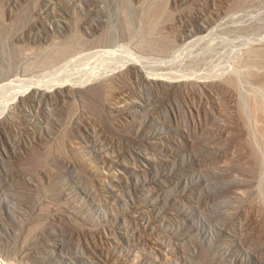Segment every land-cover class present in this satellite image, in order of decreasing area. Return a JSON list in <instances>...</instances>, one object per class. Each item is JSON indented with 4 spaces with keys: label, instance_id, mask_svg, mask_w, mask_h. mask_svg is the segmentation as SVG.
Here are the masks:
<instances>
[{
    "label": "rangeland",
    "instance_id": "obj_1",
    "mask_svg": "<svg viewBox=\"0 0 264 264\" xmlns=\"http://www.w3.org/2000/svg\"><path fill=\"white\" fill-rule=\"evenodd\" d=\"M134 11L177 56L142 47ZM0 17L10 79L106 33L123 65L68 96L44 85L105 57L19 72L25 102L10 89L0 120V264H264V113L249 99L264 97V0H0Z\"/></svg>",
    "mask_w": 264,
    "mask_h": 264
},
{
    "label": "bare ground",
    "instance_id": "obj_2",
    "mask_svg": "<svg viewBox=\"0 0 264 264\" xmlns=\"http://www.w3.org/2000/svg\"><path fill=\"white\" fill-rule=\"evenodd\" d=\"M128 4V3H127ZM129 5V4H128ZM163 7L162 6H157V7H155V9H154V12L153 13H151L153 16H154V21H157L156 19L158 18V16L160 15V14H162L163 13V9H162ZM128 8L126 7V10H127ZM130 9H132L131 7H130ZM130 9H128V11L130 10ZM150 9V8H149ZM132 10H130L129 12H127L128 13V15H130L132 12H131ZM131 12V13H130ZM135 12V11H134ZM133 12V13H134ZM143 13L144 12H141L140 14L138 13H136L135 12V15H133V16H138L137 18H138V21L140 22V24H138V25H140V27L143 25L144 26V31H141V32H139V30L137 29V30H135L134 32H137V33H139L138 35H144V36H146L147 37V39L145 40V42H143L142 43V47H145V48H147L148 50H151V51H153V52H159L160 54H164V55H172V56H177V51H178V46H176L174 43H172L171 41H168L167 39H162V38H155V37H149L148 38V35H146V34H148L151 30L152 31H154V29L157 27V25H152L151 24V22L149 23V24H144L143 22H144V17L143 16H145V15H143ZM145 14V13H144ZM131 16V15H130ZM132 16V17H133ZM128 17L129 16H127V14H126V16H125V18L123 19V22H122V27L123 28H125V29H127L128 31H130V30H132L131 28H130V25L132 24H130L129 23V20H128ZM1 18V17H0ZM20 20H22L21 18H19ZM131 19V18H130ZM133 19V18H132ZM131 19V20H132ZM2 19H0V27H1V25H3L2 24V21H1ZM19 20V21H20ZM130 20V21H131ZM137 20V19H136ZM135 20H133V22H134ZM132 22V21H131ZM121 23V22H120ZM39 25V24H38ZM146 25V26H145ZM4 27V26H3ZM3 27H2V29H3ZM44 27V26H43ZM5 28V27H4ZM35 28V27H34ZM45 28V27H44ZM48 28V27H47ZM46 28V29H47ZM132 28H134V25H133V27ZM113 29V28H112ZM130 29V30H129ZM1 30V29H0ZM8 30V29H7ZM32 30H34V29H32ZM150 30V31H149ZM42 31V30H41ZM118 31V30H117ZM133 31V30H132ZM132 31H130L131 33H132V35L133 34H135V33H133ZM151 31V32H152ZM1 33H0V35L2 34V32H3V30L2 31H0ZM6 32V31H5ZM4 32V33H5ZM46 32H47V30H46ZM4 33L2 34V36L4 37ZM40 33H42V32H40ZM110 34V33H109ZM109 34H105V35H103V37L100 39L101 40V42H102V44H97V45H93V46H86V45H83V43L82 42H80V40H74V39H70V40H68V41H64V42H62V43H58V44H54V46H52V47H49L50 49H48L47 48V51H42V52H40L41 54H40V56H38L39 55V53H36V54H38V55H36V57H33L32 56V58H36L29 66H27V68H29V69H23L22 71L24 72V71H32L33 69H34V67L35 66H38V67H44L43 69H42V71H44L45 70V68H51L52 67V69L54 70V66L55 65H57L58 66V64L59 63H64V67L65 66H67L69 63L70 64H73V62L74 63H76V62H78L79 60L81 61V60H83V58H85V56H89L90 57V55H98V56H103V57H105L106 58V60L104 61L103 59L101 60V61H104L103 63L101 62L100 64L102 65V67L98 70L97 68L98 67H96V69H97V71H96V69H94L93 67H92V70H90L89 68L88 69H86L85 70V73L83 74L82 72V76H80V77H78V76H76V78L73 76L72 78H69V79H66V78H58L60 81H57L58 79H53L52 80V82H48V81H51L50 79L47 81V84L46 85H44V86H46V87H57V88H60V89H63V92L64 93H66V95L68 96L69 95V91L70 90H72V89H74L75 87H80V88H82V87H87V85H89V84H91V83H93V82H95V81H97V80H100V79H102V78H105V77H107V76H109L110 75V72H112L115 68H117V67H121V66H123V65H120V63H117L118 62V58L116 57V51L117 50H119V49H115V48H113V49H106V48H101V45L102 46H105V47H107V46H110V45H112V46H114V44H115V40H113L112 41V39H113V37L112 36H109ZM5 35H8L7 34V32H6V34ZM108 35V36H107ZM5 37H7L8 38V36H5ZM4 37V38H5ZM204 37V36H203ZM203 37L201 38V37H199V38H197V39H201V40H203ZM4 38H3V42H2V40H0V60L3 58V56H4V54H6V56H4L5 58H8L9 59V57H7V55L9 56L10 55V53L8 54L7 52H5L6 51V48L8 49V47L6 46V44L8 45V43H4V41L6 42V40H7V38H6V40H4ZM206 38V37H205ZM1 39V38H0ZM140 40V39H139ZM200 40V41H201ZM5 44V45H4ZM6 46V47H5ZM101 48V49H100ZM45 50V49H44ZM8 52H9V50H7ZM181 53H183L182 51L180 52V54ZM13 54V57H14V52L12 53ZM21 54V53H20ZM178 55V57L180 56V58L182 57L181 55ZM205 54V53H204ZM203 54V55H204ZM17 55H19V53L17 54ZM16 55V56H17ZM34 55V56H35ZM183 55V54H182ZM198 55H199V53H198ZM198 55H196L195 57H197ZM201 55V54H200ZM37 56H38V58H37ZM12 57V58H13ZM88 57V58H89ZM177 57V58H178ZM200 56H198V58H199ZM16 57H14V59H15ZM31 58V59H32ZM82 58V59H81ZM18 59V56H17V58H16V60ZM30 59V58H29ZM85 59H87V57L85 58ZM109 59H111L110 61H108L107 62V60H109ZM179 59V58H178ZM197 59V58H196ZM7 60V59H6ZM10 60V59H9ZM9 60L7 61V65H9L10 66V64L13 62L12 60V62L10 63V64H8L9 63ZM16 60H14V61H16ZM99 60V59H98ZM174 60V59H173ZM179 60H181V59H179ZM3 61H4V59H3ZM2 61V62H3ZM24 61H26V60H24ZM76 61V62H75ZM83 61H85V60H83ZM95 61H97V60H95ZM120 61V60H119ZM1 62V61H0ZM5 62V61H4ZM17 62V61H16ZM28 61H26V63H27ZM30 62V61H29ZM86 62V61H85ZM88 62H89V60H87V64H88ZM100 62V61H99ZM79 63V62H78ZM84 63V62H83ZM94 63V62H93ZM6 64V63H5ZM15 64V62L13 63V64H11V66H13ZM25 64V63H24ZM82 64V63H81ZM99 64V63H98ZM170 64H172L171 62H170ZM170 64H168V66L170 65ZM26 65H28V63L26 64ZM26 65L24 66L23 65V68L24 67H26ZM80 65V64H79ZM100 65V66H101ZM4 66H6V65H4ZM8 66V67H9ZM15 66V65H14ZM69 66V65H68ZM87 66V65H86ZM0 67H2V66H0ZM22 67V66H21ZM38 67H36V68H38ZM41 67V68H42ZM63 66H62V69H66V68H64ZM6 68H7V66H6ZM10 69H11V67H9ZM13 68H18V67H13ZM33 68V69H32ZM40 68V69H41ZM1 69V68H0ZM3 69V68H2ZM1 69V70H2ZM5 69V68H4ZM9 69V70H10ZM20 71H21V69L20 68H18ZM85 69V68H84ZM84 69H82V70H84ZM160 69V68H159ZM11 70H13V69H11ZM15 70H17V69H15ZM35 70V69H34ZM38 70V69H37ZM18 71V70H17ZM20 71H18L17 73H15L14 75H16L17 74V78L18 79H20V81H18V80H16L13 76V78L12 79H10V77L9 76H7V75H9V74H7V72H6V69H5V72H6V74L7 75H1L2 73H4V72H0V120L3 118V117H8L7 119H10L11 117L9 116V114L8 113H10V112H8L7 113V111H9V110H11L10 109V105H9V103H11L10 101H11V99L9 98L8 99V97H9V91H10V89H11V92H13L12 93V96H10V97H12V98H16L17 97V100H19L18 99V97L19 98H23V101L25 100L24 99V96H25V93H26V90H22L24 87L23 86H21V83H20V85L19 86H21V87H23L22 89H21V87H19L18 86V84H17V82L15 83L16 84V86L14 85V82L15 81H18V82H23V81H26V79L25 80H23L24 78H20L21 76H20ZM21 71V72H22ZM55 71H56V66H55ZM54 71V72H55ZM65 71V70H64ZM16 72V71H15ZM22 72V75L25 73H23ZM14 73V72H13ZM28 73V72H27ZM148 74L150 75V76H153L154 78H159V79H167V78H172V79H174V80H176V81H180L181 79H182V77H184V76H186V75H183L182 76V74H172V73H156V72H154V73H152V72H148ZM171 74V76H169ZM28 75V74H27ZM61 75H62V73H61ZM201 76V75H200ZM203 76V75H202ZM57 78V77H56ZM203 79H205L204 77H202L201 78V80H203ZM22 80V81H21ZM207 79H205V81H206ZM41 81H43V80H41ZM175 81V82H176ZM182 81V80H181ZM204 81V82H205ZM28 81H26V83H27ZM198 82V81H197ZM201 82V81H200ZM42 83V82H41ZM40 82L38 83V84H41ZM103 84V83H102ZM20 88H18V87ZM27 86H28V84H27ZM30 86V85H29ZM70 86V87H69ZM107 86H108V84H107ZM112 86V85H111ZM111 86L108 88V92H109V90H110V88H111ZM17 87V88H16ZM34 87H36V86H34ZM102 87H103V85H102ZM30 88V87H29ZM37 88V87H36ZM12 89H13V91H12ZM25 89V88H24ZM27 89V88H26ZM29 90V89H28ZM27 90V91H28ZM47 91V90H46ZM49 91V90H48ZM8 94V95H7ZM34 94V93H33ZM11 95V94H10ZM31 95L32 94H30V96H28V98L29 97H31ZM65 95V94H64ZM7 96V99H5L4 100V98ZM34 97H35V95H33ZM251 97V96H250ZM249 97V99H251V100H253V103H252V101L251 100H249L252 104L251 105H253L255 108H254V110L256 111L257 110V112L259 111V112H263L264 113V97H261V96H259V95H256V96H254L253 95V98H250ZM21 98V99H22ZM26 98V97H25ZM27 99V98H26ZM14 100V99H13ZM12 100V101H13ZM17 100H14L15 102L17 101ZM28 100V99H27ZM29 100H31V99H29ZM28 100V101H29ZM23 101H21V102H23ZM25 102V101H24ZM240 104H241V106H243V107H247V104H249L248 103V99L245 97L244 98V100H242L241 102H240ZM12 105V104H11ZM250 105V104H249ZM13 106V105H12ZM258 112V113H259ZM6 114H8L7 116H6ZM59 215H61V216H64V213H62V212H60L59 213Z\"/></svg>",
    "mask_w": 264,
    "mask_h": 264
}]
</instances>
